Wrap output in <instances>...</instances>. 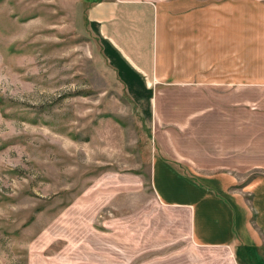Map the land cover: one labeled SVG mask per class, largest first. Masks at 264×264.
Returning a JSON list of instances; mask_svg holds the SVG:
<instances>
[{"label":"rangeland","instance_id":"1","mask_svg":"<svg viewBox=\"0 0 264 264\" xmlns=\"http://www.w3.org/2000/svg\"><path fill=\"white\" fill-rule=\"evenodd\" d=\"M78 1L0 0V264H136L182 243L150 182L149 102L140 111L109 87L73 26ZM241 3V37L259 36L262 9ZM239 47L263 60V45ZM193 95L159 99L181 106ZM164 123L162 145L185 146L192 127Z\"/></svg>","mask_w":264,"mask_h":264},{"label":"crops","instance_id":"2","mask_svg":"<svg viewBox=\"0 0 264 264\" xmlns=\"http://www.w3.org/2000/svg\"><path fill=\"white\" fill-rule=\"evenodd\" d=\"M247 1L264 13V0L77 3L73 26L92 43L109 87L130 94L140 111L149 102L141 120L157 143L150 182L182 240L160 260L136 264H264V57H243L239 47L264 46V15L259 36L241 37ZM163 92L196 95L180 106L160 100ZM161 119L192 127L181 135L185 146L162 145ZM255 170L262 173L235 190Z\"/></svg>","mask_w":264,"mask_h":264},{"label":"trees","instance_id":"3","mask_svg":"<svg viewBox=\"0 0 264 264\" xmlns=\"http://www.w3.org/2000/svg\"><path fill=\"white\" fill-rule=\"evenodd\" d=\"M168 162H172V161H168ZM180 168V167H179ZM183 172V171H182ZM183 174H185V175H187V173L184 171L183 172ZM189 177V176H188ZM190 178V177H189ZM238 253L236 252V255H237Z\"/></svg>","mask_w":264,"mask_h":264}]
</instances>
